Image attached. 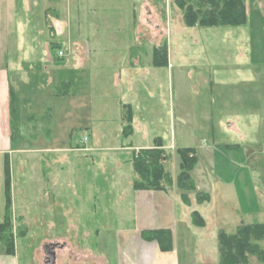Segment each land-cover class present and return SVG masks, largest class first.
<instances>
[{"label": "rangeland", "instance_id": "rangeland-1", "mask_svg": "<svg viewBox=\"0 0 264 264\" xmlns=\"http://www.w3.org/2000/svg\"><path fill=\"white\" fill-rule=\"evenodd\" d=\"M25 1L28 2L18 1L21 17L28 12L22 10ZM99 1L83 0L84 12L77 15L74 11V24L79 21L82 26L80 30H76V26L70 33L75 43L61 50L63 56L51 45L59 42L65 45L67 33L55 31L54 23L48 17H54L59 11L65 14L64 0L53 8L56 11L47 9V28L44 15L40 17L38 12L45 5L49 6L50 0H38L36 6L27 3L36 14H32L37 31L31 54L45 61L39 69L37 63L24 66L21 71L26 72L24 79L19 72L11 75V86L18 94L23 120L17 127H12V138H16L13 147L29 152L14 156L13 179L12 173L10 176L13 210L10 237L17 260L20 264H46V247L59 244L55 264H118V238L136 228L134 194L128 186V182L136 178L133 150L98 151L96 164L90 167V175L85 179L79 176L80 171L73 175L68 172L71 182L58 187L66 195L67 203L73 205L69 222L70 219L64 216L54 217L56 209L52 206V198L56 192L50 172L53 166L49 154L39 152V148L50 146L49 134L56 127L58 133L63 132V138L52 147H64L63 140L67 147L87 149L92 145L88 129L80 122L70 121L65 125L59 117L54 122L51 118L53 98L63 97L61 94L67 89V93L75 91L78 77L77 83L85 81L82 69L86 64H80L81 68L74 74L71 73L74 70L69 69H75V66H68L69 61L86 60L84 51H88L91 60L100 58L108 64L110 69L101 78L97 75L96 95L84 99V104L91 105L89 111L93 118L105 116L100 127L109 128L114 135L120 128L116 119L123 100V88L115 87L116 67L127 63L136 53L145 50L149 53L151 44L155 51L164 40H169V67L151 74L148 105L136 103L137 116L143 123L141 129L135 128L130 138L112 136L109 143L102 146H151L159 138L164 145L173 144L176 150L193 147L198 151L199 164L193 179L199 191L210 195V201L199 204L187 214L182 212L184 218L178 221L175 241L183 264H219L218 234L221 230L231 234L240 224L264 223V0H246L245 24L211 27H187L175 0H162L166 5H162L161 0H153L152 13L143 7L137 25L140 39L148 43L144 44L146 48L135 44L136 27L128 24L129 17H120L115 1ZM9 5V0H0V10ZM104 18L109 21L108 26L101 25L100 20ZM168 19L170 31L166 24ZM42 42L44 47L41 49ZM46 49L53 59H46ZM21 54L18 36L14 34L10 41V57L16 61ZM27 59L34 60V56ZM35 79L40 84L38 88H31ZM247 91L253 95L249 96ZM77 101L81 107L82 99ZM63 103L54 106L59 110L64 107ZM151 105L155 106L154 112L149 111ZM99 121L94 119L93 123ZM63 124L73 128L67 133L69 128L65 130ZM233 124L239 128V133L229 128ZM85 136L88 142L83 145ZM209 145L213 146L214 154L208 151ZM166 151L169 156L167 170L177 180L180 156L175 150L174 157L168 149ZM86 154L89 152L73 153L81 159L87 158ZM119 161L121 166H115ZM73 166L74 169L83 167L80 159L75 160ZM187 195L192 202L197 201L196 191ZM1 201L2 205L4 201L6 203L3 194ZM177 209L181 212L179 202ZM195 210L204 217L206 226H192ZM243 211L251 213L244 214ZM52 220L57 223H50ZM63 245L65 247L61 248ZM261 245L264 248V241ZM250 264L264 263L253 259Z\"/></svg>", "mask_w": 264, "mask_h": 264}, {"label": "crops", "instance_id": "crops-1", "mask_svg": "<svg viewBox=\"0 0 264 264\" xmlns=\"http://www.w3.org/2000/svg\"><path fill=\"white\" fill-rule=\"evenodd\" d=\"M11 2V5L9 7L0 10V223L4 220L5 215V201L2 205V194L5 196V163L8 161L10 163L11 173H12V179H13V166H14V160L15 155H21V154H27L29 153L27 150H23L18 147H13L14 142L16 141V138H12V119H11V75L14 72H19L18 74H21L22 78H26L27 75L26 72H21L25 65H31L34 63H41L44 62L45 59L40 60L39 58H36V54H31V48L34 46L32 42H36V27L34 25V17L32 14H35V10H31L30 5H27V3L33 4V6H36L38 3V0H27L28 2L22 3V10H27V14L23 15L21 17V14H18L19 11V0H9ZM31 1V2H30ZM83 1V0H82ZM81 0H64V5L66 6V12L65 14H61L59 11L58 14H55L54 17L50 18L52 19V22L54 23L55 31H65L67 33L66 35V44H59V48L57 51V54L59 51L64 50L65 47L73 46L75 41L71 40V34L74 29L80 30V27L82 24L79 21H76V24H74V11H77V15H81L84 12V4H82ZM99 1V0H98ZM103 0H100L101 2ZM115 1V7L119 11V15L129 17L130 20H128V24L134 25L136 28V36L137 41L135 44L137 46H143L144 44H148L147 41H142L140 39V35L137 31V25L139 23L138 19L141 13H143L141 10L144 9L148 11L149 14L152 13L150 6L152 7L153 0H114ZM163 3L162 5H166L165 1H160V3ZM62 4V0H50L49 6H44L43 9L38 12V15L40 17L44 15V26L47 28L48 24V18L46 17L47 9L52 10L54 7L57 8L58 5ZM80 9H79V8ZM80 10V11H79ZM55 13V12H54ZM248 14V11H247ZM110 15V14H109ZM66 16V17H64ZM60 17V18H59ZM64 17V19H63ZM62 19V20H60ZM120 22V21H119ZM184 22V21H183ZM101 25L104 24L105 26H108L109 21L107 19L100 20ZM167 29L170 31L169 27L171 26L170 19L167 20ZM185 24V23H184ZM33 26V27H31ZM75 26V27H74ZM42 30V27H41ZM40 30V33H41ZM122 31V30H121ZM14 34H17L18 36V46L21 50V56L17 57L16 61H13L10 57V41ZM58 37L57 35L55 36ZM33 40V41H32ZM164 42L167 44V50H168V64L166 66L156 67L154 66V49L152 44L151 49L149 53L147 50L136 53L132 58L128 60L126 63H121L120 67H116V74H115V87L123 88L121 91V94L123 95V100H121V103L119 106L120 108V114L119 117L116 119V122L118 121L119 124V130L116 133H113L112 135L111 130L107 127L101 128L100 126L104 124L105 116L98 115L96 118H93V115L89 111V105L88 103L84 104V99L87 97L90 98L91 94H95V85H98V79L105 73L108 69V64L103 63L100 58L91 60L88 58L90 56L88 51L85 52L86 60L81 59L79 62L69 61V65L73 64L75 66V69L69 70H78V68H81L80 64H86V67L82 69L83 74L85 75V81L83 80L82 84L76 79V88L75 91L69 92L67 95L63 97H54L51 107H50V113L51 118L54 122L55 119H58V117L67 125L66 123L70 121H78L82 124L83 127H86L88 129V133L90 135V138L93 139L92 145L87 149H79L74 148L71 145L67 147L66 141L63 140L62 144L64 147H52L53 144L58 143L61 138H63V135H61L63 132L58 133L55 130L49 134V147L45 148H39V152H46L49 155V159L51 160V166H53L50 170L51 177H53L52 183L53 188L56 194L53 196L52 200V206L55 207L54 217H57V215L64 216L67 219H70L69 222H71V216L73 211V205L72 203L68 204L65 200L66 195L63 194V190L60 189L58 186L62 183H70L71 180L67 176L68 172L69 175H73L75 172L80 171L79 176L85 177L90 175L89 170L90 167L96 164L97 155L96 153L98 151H117L119 152L120 149L123 150H133L132 154V164H133V158L135 154L143 149H149L152 148L155 145L148 146V145H136L131 147H103V143H109L107 141H110V139L114 138L116 136L118 139L121 137L124 138H130L134 135L135 128L142 127V121L137 116V105L136 103H146L148 105L149 98L148 94L151 93V83H152V77L151 74H158L159 70L165 69L166 67H169L170 64V50H169V40H164ZM43 42L40 45V48L42 49ZM146 48L147 45H144ZM138 48V47H137ZM144 48V49H145ZM45 49V48H44ZM46 53L48 54L47 58H52L48 50L46 49ZM66 55V54H65ZM34 56L33 59H27L29 57ZM27 57V58H26ZM88 59L91 61L89 62ZM86 61V62H85ZM131 61V62H130ZM91 64V67H87L88 64ZM76 64H78V67H76ZM67 66V65H66ZM68 69V68H67ZM153 70H156V73H153ZM24 71V70H23ZM21 72V73H20ZM25 81V80H24ZM26 82V81H25ZM250 95H253L251 91H247ZM256 92V91H255ZM136 94V95H135ZM96 95V94H95ZM87 98V99H88ZM77 99L81 100V107L78 105ZM126 99V100H124ZM250 100V98H249ZM249 100L246 102L248 103ZM58 102H64L63 108H56L54 105H58ZM126 107H131L133 111V132L126 136L124 132L125 127V110ZM147 109V106H146ZM155 106H150L149 111L154 112ZM103 111H106L103 107ZM104 114V113H103ZM105 115V114H104ZM99 119V123L94 124L93 120ZM64 125V124H63ZM63 126V128H69L66 132L70 131L73 127L69 126ZM61 128L60 130H64ZM100 128V129H99ZM229 128L235 130V133H239V128L235 126L234 124L230 126ZM56 131V132H55ZM23 136V135H22ZM66 137V135H65ZM158 139V138H156ZM17 143V142H16ZM214 143V142H213ZM52 145V146H51ZM230 148L235 147V145H227ZM239 146V145H238ZM186 148V147H184ZM165 149H168L173 157L174 152L176 150V147L171 145H165ZM175 150V151H174ZM208 151L210 153H215L214 148L212 145H209ZM74 152H89V155L86 154L87 158L81 159V157H75L73 155ZM198 153V151H197ZM179 155V154H178ZM172 157V158H173ZM3 158V161L2 159ZM17 158V157H16ZM81 160L82 162V169H74L73 162L75 160ZM199 160V158H198ZM88 162V163H87ZM70 164V165H69ZM199 164V161H198ZM197 164V165H198ZM180 165V164H179ZM115 166H121V162H117V165ZM197 167V166H196ZM196 169V168H195ZM192 171V178H193V172ZM66 176L67 178L63 176ZM99 175V174H98ZM61 177V178H60ZM81 179V180H84ZM194 180V179H193ZM134 179L130 180L128 182V186L131 187L134 194V213H135V220H136V228L133 231H128L127 233H123L124 235L118 238V247L119 250L118 253V264H183V261L181 260L182 256L180 251H178V247L176 245V228L178 225L179 219L182 217L184 218V215L181 216L182 212L185 214L190 212L191 209L194 207L200 206L197 201L192 202L190 199V204L187 205L182 200V194L181 191L177 185V180L173 177V185L168 191L164 190H135L133 185ZM196 184V182H195ZM98 185V183H96ZM199 187L196 184V192H201L198 190ZM51 198V196H50ZM95 200V198H93ZM180 203L181 212L177 209V204ZM196 204V205H195ZM203 204V203H202ZM91 208H94V205H91ZM237 208V207H236ZM195 209V208H194ZM241 210V209H240ZM196 211V210H195ZM194 212V211H193ZM91 213L95 214L94 211H91ZM244 213V211H243ZM251 212L246 211L244 214H249ZM201 215V214H200ZM202 216V215H201ZM203 217V216H202ZM204 219V217H203ZM205 220V219H204ZM66 222H68L66 220ZM206 222V221H205ZM50 223H57L56 220L50 221ZM244 224V223H243ZM236 225H239L236 224ZM192 226L197 227L193 224L192 220ZM238 227V226H237ZM154 229H170L173 233V242H174V248L170 252H162L159 248V245L155 241H145L143 240L141 236V232L143 230H154ZM236 229V228H235ZM65 245H63L61 248H64ZM57 251V250H56ZM0 264H20L17 260V256L15 255H9L6 252V248L4 244L2 243L0 239Z\"/></svg>", "mask_w": 264, "mask_h": 264}, {"label": "trees", "instance_id": "trees-1", "mask_svg": "<svg viewBox=\"0 0 264 264\" xmlns=\"http://www.w3.org/2000/svg\"><path fill=\"white\" fill-rule=\"evenodd\" d=\"M183 13V21L187 27L195 26H240L247 22L246 0H175ZM51 48L58 49L59 44L53 43ZM36 64V63H35ZM168 64L167 44L164 42L154 51V66L161 67ZM25 66H29L25 65ZM41 63H37L39 69ZM67 72H64L66 74ZM71 73L75 74V71ZM73 74V76H74ZM72 80L75 81L74 77ZM73 82V81H72ZM37 79L31 83V88H38ZM73 84V83H72ZM68 89L62 96L67 95ZM11 119L12 127L21 123L18 94L11 86ZM60 96V95H59ZM124 132L129 136L133 132V111L126 107ZM180 173L177 177V185L182 193V200L190 204L187 195L190 191H196V184L192 178V171L198 164L196 149L193 147L179 148ZM169 156L161 139H155V145L149 149L137 152L133 158V168L136 174L134 180L135 190H164L168 191L173 185V178L167 170ZM5 215L0 223V239L9 255L15 254L14 242L11 236L12 228V188L11 167L5 163ZM168 186V187H167ZM210 201L208 193L197 192V202L202 204ZM193 224L197 227L206 226V222L198 211L192 213ZM219 239V264H250L253 259L264 263V223L240 224L234 233L221 230ZM141 236L145 241H155L162 252H170L174 248L173 233L170 229L143 230Z\"/></svg>", "mask_w": 264, "mask_h": 264}, {"label": "water", "instance_id": "water-1", "mask_svg": "<svg viewBox=\"0 0 264 264\" xmlns=\"http://www.w3.org/2000/svg\"><path fill=\"white\" fill-rule=\"evenodd\" d=\"M60 248L59 244H54L46 247L47 252V262L46 264H55L56 263V249Z\"/></svg>", "mask_w": 264, "mask_h": 264}, {"label": "built area", "instance_id": "built-area-1", "mask_svg": "<svg viewBox=\"0 0 264 264\" xmlns=\"http://www.w3.org/2000/svg\"><path fill=\"white\" fill-rule=\"evenodd\" d=\"M58 54H59L60 56H63L64 53H63L62 51H60ZM87 142H88V137L85 136V137L83 138V145H85Z\"/></svg>", "mask_w": 264, "mask_h": 264}, {"label": "flooded vegetation", "instance_id": "flooded-vegetation-1", "mask_svg": "<svg viewBox=\"0 0 264 264\" xmlns=\"http://www.w3.org/2000/svg\"><path fill=\"white\" fill-rule=\"evenodd\" d=\"M57 250V249H56Z\"/></svg>", "mask_w": 264, "mask_h": 264}]
</instances>
